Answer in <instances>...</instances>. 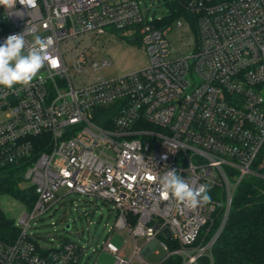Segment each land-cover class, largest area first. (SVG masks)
<instances>
[{
    "label": "built area",
    "instance_id": "2783aa9c",
    "mask_svg": "<svg viewBox=\"0 0 264 264\" xmlns=\"http://www.w3.org/2000/svg\"><path fill=\"white\" fill-rule=\"evenodd\" d=\"M164 5L159 17L143 13L138 0H37L35 9L17 0L11 12L0 6V44L28 28L54 38L58 62L27 87L0 88V168L28 159L19 188L34 193L31 203L21 202L16 236L0 240V264L88 263L77 243L41 248L30 232L62 188L113 205L114 228L128 235L124 247L132 241L127 258L107 238L101 249L113 264L212 262L236 188L250 175L264 178V0ZM173 12L180 16L170 20ZM172 25L182 37L191 33L188 54L173 50ZM107 37L138 41L146 67L104 78L111 63L93 43ZM41 143L47 150L35 152ZM167 169L193 187L210 185L211 203L181 210L163 200L150 177ZM219 210L220 225L207 239ZM156 248L164 255L147 261Z\"/></svg>",
    "mask_w": 264,
    "mask_h": 264
},
{
    "label": "rangeland",
    "instance_id": "374dc122",
    "mask_svg": "<svg viewBox=\"0 0 264 264\" xmlns=\"http://www.w3.org/2000/svg\"><path fill=\"white\" fill-rule=\"evenodd\" d=\"M138 1L141 11L143 13L147 11L150 17H159L167 11L164 0ZM188 37H182L181 30L175 25H172L171 31L167 34L173 50L182 54H188L192 49V45H189L192 37L190 32ZM102 42H104L103 46H101ZM93 46L111 63L102 71L106 79L146 67V55L138 41L107 37L103 41L93 43ZM56 199L58 201L31 223L30 232L35 235L34 241L38 246L49 249L65 241H71L86 248L82 262L90 256L87 264H92L94 260L97 264H113L112 255L101 249L103 243L111 236L110 243L118 250H123L125 257H130L132 241L124 247L123 241L128 239V235L126 231L114 228L117 217L111 203L91 196L67 192L64 188L57 191ZM0 209L15 224H18L21 215L26 211L23 203L9 195L0 197ZM67 224L70 226L68 230L65 229ZM111 229H113L112 233H110ZM142 243L143 240H137L139 246ZM163 255L164 252L156 248L146 260L158 262Z\"/></svg>",
    "mask_w": 264,
    "mask_h": 264
},
{
    "label": "trees",
    "instance_id": "16d2710c",
    "mask_svg": "<svg viewBox=\"0 0 264 264\" xmlns=\"http://www.w3.org/2000/svg\"><path fill=\"white\" fill-rule=\"evenodd\" d=\"M180 16L173 12L170 20ZM109 113L110 111H106ZM37 145V144H36ZM35 145V152L47 150V143ZM37 155H32L33 160ZM30 161L24 160L0 168V197L9 195L19 202L31 203L32 189H21L24 174ZM264 174V170L260 171ZM221 211L206 235L208 239L220 225ZM17 234L14 222L0 209V240L10 242ZM212 262L206 258L199 264H264V178L250 175L236 188L227 219L211 249ZM180 259L171 257L163 264H180Z\"/></svg>",
    "mask_w": 264,
    "mask_h": 264
},
{
    "label": "clouds",
    "instance_id": "9594fccd",
    "mask_svg": "<svg viewBox=\"0 0 264 264\" xmlns=\"http://www.w3.org/2000/svg\"><path fill=\"white\" fill-rule=\"evenodd\" d=\"M19 3L28 9L37 7V0H19ZM16 4L17 0H0V6L9 12ZM26 33L33 36L31 43L26 41ZM54 45L52 36L42 37L28 28L23 33L9 35L0 44V88L12 90L16 86L27 87L46 66L52 69L58 67V62L52 57ZM150 179L158 183L160 197L173 201L181 210L185 207L196 209L211 203L210 185L193 187L175 169H167L163 175Z\"/></svg>",
    "mask_w": 264,
    "mask_h": 264
},
{
    "label": "water",
    "instance_id": "95a60500",
    "mask_svg": "<svg viewBox=\"0 0 264 264\" xmlns=\"http://www.w3.org/2000/svg\"><path fill=\"white\" fill-rule=\"evenodd\" d=\"M69 228H70V226L67 224V225L65 226V229L68 230Z\"/></svg>",
    "mask_w": 264,
    "mask_h": 264
}]
</instances>
